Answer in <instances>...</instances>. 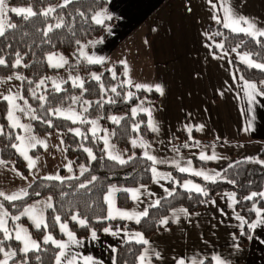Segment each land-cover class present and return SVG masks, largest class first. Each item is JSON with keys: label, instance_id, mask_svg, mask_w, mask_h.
I'll return each instance as SVG.
<instances>
[{"label": "crops", "instance_id": "obj_1", "mask_svg": "<svg viewBox=\"0 0 264 264\" xmlns=\"http://www.w3.org/2000/svg\"><path fill=\"white\" fill-rule=\"evenodd\" d=\"M107 2V7L100 13L111 17L112 22L106 27L103 39L94 38L89 41L87 48H79V58L86 63H89L88 57L100 60L102 61L100 64L105 68L120 65L127 87L137 89L136 85H143L146 87L140 89L151 88L155 91L158 85L163 89V94L155 91L158 94L157 100L144 99L134 107L136 112L145 114L151 141L141 135L130 140V145L139 148L141 155L146 157L147 153L156 158L155 164L150 160L156 173L152 171V179L146 185L110 186L103 197L106 206L105 219L119 220L125 224L136 223L137 216L141 219L144 217L142 215L144 211L157 205L156 201L169 196L172 190L167 187L169 176L165 168L179 171L180 168H190L191 170L185 173L208 181L213 179L205 180L203 176H196L193 173L203 172L215 179L219 172L236 158H256L264 166V95L258 94L264 93V78L258 82L244 80L236 75L232 62L259 71L261 70L249 67L241 57L247 56L253 63H264L254 61L243 52L214 53L207 42V27L217 24V19L223 25L224 6L230 7L236 17H244L254 23L257 30L264 31V0L226 2L107 0ZM63 3L64 0L57 1V4ZM259 38L264 40V37ZM52 54L58 60L62 53L47 54L45 57L47 66L55 71L66 70L67 64L59 68L49 65L47 58ZM62 56L67 60L65 55ZM15 76L22 77L20 74H13L0 78H16ZM245 82L256 85L254 99L251 102L246 95L249 90L244 88ZM51 88L55 89L53 86ZM146 110L151 111V116ZM31 111L29 122L34 117L32 108ZM60 111L57 116L63 118L71 116L64 110ZM149 120L158 131H152ZM26 128L28 131L19 127L14 129H18L19 137L25 138V150L27 155L35 160V166L30 169L28 160L17 151V148L16 151L29 169L30 176H22L10 163L0 159L2 162L0 192L5 195L25 192L34 178L59 176L61 180H68L74 176L71 161L65 154L62 134L58 131L34 134L31 132L30 123ZM189 129L195 131L198 139L211 143H198L188 146L184 151L175 149L172 134L177 131L189 132ZM31 137H35V140L29 142ZM215 140L222 143H212ZM133 141H136V146H133ZM33 144L35 146H32ZM16 145L21 146V141L17 140ZM103 145L108 158V153L111 152L124 160L121 148L111 141L107 147L104 142ZM201 154L215 155L216 159L201 160ZM194 159L204 166L196 165ZM78 171H82V168ZM188 180L193 183H186ZM182 184H195L201 187L198 182L189 178L183 179L179 185L190 191ZM133 191L137 192L135 199L132 196ZM110 192L111 206L106 200ZM119 194H125L127 206L118 204ZM235 203L234 193L225 191L215 194L193 212H188L181 206L173 207L162 218L168 223L160 224V228L146 238L135 229L103 228L95 236L91 233L83 238L72 232L75 237L73 242L61 231V224H66L65 222L58 223L61 238L57 239L51 234H45L44 237L51 235L57 242L67 245L64 250L66 257L62 264H67V259L72 256H76L77 264H84L86 257H92L93 264H114L116 245L125 242L138 243L137 233L149 241L147 245H143L139 253V264L141 255L147 257L145 264H178L180 260H183L184 264H193V261L199 264L205 259H210L212 264H216L214 260L216 256L226 264H264V224H258L255 229H250L245 244L239 245L238 239L245 224L241 226L237 217L244 220L245 218L235 208ZM48 204L52 205L51 198L43 197L25 208L35 207L38 214L42 213L45 222L46 212L51 208L47 207ZM110 207L112 215H109ZM23 210L17 216L36 228L28 216L21 215ZM257 210L260 211V216L256 215ZM253 211L252 223L264 220V206H253ZM2 212H5L3 208L0 209V213ZM118 212H127L132 214L133 218L121 217ZM5 219L8 228V216ZM17 228L26 229L31 239L37 242L31 236L28 227L20 222H17L12 230L14 238ZM67 229L70 231L68 226ZM17 242L20 252L23 253L22 242ZM60 251L57 249L54 264ZM157 253L159 259L156 258ZM13 257L8 258V262ZM5 258L4 256L0 259V264Z\"/></svg>", "mask_w": 264, "mask_h": 264}, {"label": "trees", "instance_id": "obj_2", "mask_svg": "<svg viewBox=\"0 0 264 264\" xmlns=\"http://www.w3.org/2000/svg\"><path fill=\"white\" fill-rule=\"evenodd\" d=\"M58 0H8L14 6L27 5L37 15L24 19L10 12L7 22L15 24V28H6L4 36H0V59L5 60V65H0V77L20 74L21 95L27 100L33 110L34 118L30 120L31 132L44 134L58 131L62 134L65 154L71 161L74 176L68 180H48L34 178L27 187L26 196L16 201H7L0 197V204L8 213V229L11 239H5L0 231V247L4 252H14V257L8 264H54L57 248L52 244H44V235L51 234L59 239L62 234L58 230V223L65 222L71 232L83 238L91 233L98 234L103 228H126L140 231L146 238L160 228L162 218L173 207H184L188 212H193L204 205L215 194L225 191L235 195V208L244 216L247 223L240 234L239 245L245 244L249 234V225L253 221V206L263 207L264 197L257 195L252 200L247 199L253 192H264V166L256 158H236L226 165L213 180L204 181L181 172L174 168H165L168 173L167 187L172 190V195L159 200V204L147 210L148 215L140 219L139 223L125 224L122 221L106 220V206L104 194L110 186H138L149 184L152 179L153 164L141 155L140 149L132 147L130 140L137 134L151 141V134L146 126L143 112L133 113V109L141 100L155 101L158 94L155 91L131 89L126 86L123 69L120 65L113 70L105 71L100 75V80H94L92 74L104 67L100 63H86L79 58V48L88 47L90 40L103 39L106 27L112 19H104L98 25L93 17L107 7V0H72L67 7H60ZM49 7L56 8L48 17L42 15ZM57 22L62 27L55 28ZM53 30L45 36L48 26ZM208 44L214 53L238 51L248 54L254 61L264 63V40L243 33H234L223 27L222 24L207 27ZM223 45V48L217 45ZM60 52L68 58V68L80 74L83 88L64 83L60 90L46 88L41 92L36 91L39 79L50 72H55L47 66L46 55ZM17 54L21 61L19 66H14ZM236 75L244 80L260 81L264 73L232 62ZM113 73L115 76H113ZM115 88L116 91H111ZM35 93V95H34ZM131 93V96H129ZM43 96L44 100L40 97ZM77 106L85 101L89 108L83 111V119L73 122L70 119L57 116V107H66L72 97H77ZM0 110L3 111L5 103L0 101ZM97 117L99 123L109 131L113 144L123 150L125 163L109 159L105 155L103 141L90 131L89 120ZM116 117L119 123H114ZM51 122V126H49ZM0 159L10 163L22 176H30V171L12 145L17 144L19 131L9 126L2 113H0ZM79 130L80 135L76 134ZM175 149L184 151L188 146L198 143L209 144L208 140L198 139L195 131H177L172 134ZM212 143H222L215 140ZM187 145V147H185ZM92 151L95 159H91L87 152ZM262 154V153H261ZM196 165L203 163L193 160ZM82 168L83 171H78ZM95 177V180H92ZM192 179L198 182L207 195L188 191L180 187L183 179ZM86 187H80L81 184ZM43 197L52 200V207L47 210L45 224L47 227L36 229L31 227L23 218L14 220L30 203ZM118 204L128 205L125 194H119ZM59 216L57 222L55 217ZM77 219L73 220L72 217ZM83 220L84 224L79 221ZM17 222L25 224L31 236L40 245L39 250L23 254L19 250L18 242L12 235V230ZM144 244L136 242L119 243L115 247L114 264H139L138 256ZM4 253L0 252V259ZM201 264V263H199ZM202 264H212L210 259H205Z\"/></svg>", "mask_w": 264, "mask_h": 264}, {"label": "snow or ice", "instance_id": "obj_3", "mask_svg": "<svg viewBox=\"0 0 264 264\" xmlns=\"http://www.w3.org/2000/svg\"><path fill=\"white\" fill-rule=\"evenodd\" d=\"M71 2H72V0H64V3L61 4L60 7H67V5L69 3H71ZM225 2H226V0H225ZM213 7H216V5H213ZM9 11L12 12V13H15L18 16H23L24 19H28L29 17L37 15V13L34 12L33 9L30 8V7L29 8H16V7H13L11 9H8L7 8V4H6V0H0V36H4L6 28H15L16 27L15 24L6 22ZM55 11H56V8L49 7L47 10L42 12V15L45 16V17H48L51 13H54ZM223 11H224V17H223V27L224 28L230 29L234 33H245L246 35H249V36H252V37H256V36L264 37V31L257 30L255 28L254 23L250 22L248 19H245L244 17H236L233 14V12H232L230 7L224 6ZM110 18L111 17L106 16L103 13H98V14H96L93 17V20L95 21L96 24L102 25L103 22H104V19H110ZM220 22L221 21L219 19H217V23H220ZM241 25H247V27H242ZM62 26H63L62 23L57 22L54 27L55 28H60ZM52 30H53V26L49 25L48 29L44 33V35L46 36L48 34V32H51ZM217 47L223 48V45L220 44V45H217ZM47 59H48L49 65L54 67V68L63 67L65 64L68 63V61L66 59H64L63 56L59 57V59L57 60L54 55H49ZM241 59H242V61L246 62L249 67H254V68L260 69L261 71H264V64L253 63L251 61V59H249L247 56L241 57ZM88 62L90 64L91 63H102V61L94 59L92 57H88ZM20 63H21V61L19 59V54H17V60H16L14 66H19ZM0 65H5V60L4 59H0ZM126 74H127V72H126ZM113 76H115L114 73H113ZM16 79H23V77L17 76ZM93 79L99 81L100 80V76L93 75ZM72 82H73V86H79V87L83 88V82L80 81L79 78L73 79ZM43 83H44V81L41 80L40 83L37 85V87H40L41 85H43ZM53 83H54V86H55L56 90L59 91L60 90V85L56 84L55 82H53ZM144 87H146V86L136 85L137 89L144 88ZM244 88L249 90V91L246 92V95L248 96V99L251 102L254 99L253 93L256 92V85L253 84V83L245 82ZM146 90L151 91L152 89L151 88H147ZM111 91L115 92L116 89L112 88ZM155 91L160 92L161 94H163V89L160 86H158V85L156 86ZM258 94L259 95H264V93H258ZM34 95H35V93H34ZM129 96H131V93H129ZM4 99L9 102V104L12 106V109H17L18 108V105H16V103H15V100L17 99V97H15V96H5ZM40 99L44 100V97L41 96ZM25 103H27V101H25ZM84 103L87 104L88 101H85ZM19 110L23 111V109H19ZM86 110L87 109H85V111ZM57 111H59V110L57 109ZM146 111H148V115L151 116V111L150 110H146ZM135 112H136V109H133V113L134 114H135ZM33 118L35 119V117H33ZM67 118L71 119L73 122H76V119H78V117L76 116L75 113H73L71 116H69ZM8 119L10 121H12V125L11 126L13 128H18L19 127V128H24L25 131H28V129L24 125H21L19 123V121L17 119H15L12 110H9V112H8ZM111 119H112V121L114 123H119V121L117 120L116 117H112ZM81 122H83V121H81ZM90 123L93 124V126H95L96 122L95 121H90ZM49 126H51V122H49ZM149 127L152 129V131H158V129L155 127V125L151 122V120H149ZM189 131H191V129H189ZM0 133H2V130H0ZM76 134L80 135L79 130L76 131ZM93 134H95V127H93ZM16 139L21 141V146L18 147L15 144L12 145V146L14 148H17V151H19L20 154L23 155L26 160H28V167L30 169L33 168L35 166V160H33L31 157H29L27 155V152H26L25 147H24L25 138L18 136V137H16ZM34 140H35V137L29 138V142L30 141H34ZM36 142L37 143H43L42 141H36ZM104 143L107 146L108 145V140L105 139ZM132 143H133V146H136V141H133ZM32 146H35V145L33 144ZM142 146H144V145H142ZM185 147H187V145H185ZM84 151L87 152L88 156L91 159H95V156L93 155V153H92V151L90 149L85 148ZM145 155H146L148 160H151L154 164L157 163V160H156L155 157L150 156L147 153H145ZM108 156H109V159L116 160L120 164L125 163V161L123 159H121L118 155H113L111 152L108 153ZM200 159L201 160L216 159V156L215 155L206 156L204 154H201L200 155ZM162 162L163 161H161V163ZM0 163H2V162H0ZM69 170H71L70 167H69ZM190 170H191L190 168H180L181 172H188ZM152 171H153L154 174L156 173V169L155 168H153ZM193 174L196 175V176H203L205 180L214 179L212 177H209L207 174H205L203 172H194ZM45 179H48V180H61V177H59V176H48V177H45ZM95 179H96L95 177H92V180H95ZM80 187L83 188V187H86V185L82 183L80 185ZM184 187L189 189L190 191L194 190L197 193H202L205 196L207 195V192H205L204 189H202L198 185L185 184ZM166 191H167V189H166ZM26 195H28V193L24 192V191H22L20 193H15V194H12V195H5L3 192H0V197H3L4 200H7V201H16V200L21 199L22 196H26ZM169 195H172V193L169 192ZM257 195H259L260 197H264V192H261V193L253 192L251 196L247 197V199L252 200ZM132 196H133L134 199L137 198V192L133 191L132 192ZM106 200L108 201L109 205L111 206L112 205L111 192L109 193V196L106 197ZM156 204L158 205L159 201H156ZM153 206H155V205H153ZM47 207H52V205L48 204ZM2 208H3V205H0V209H2ZM182 211H184V210H182ZM117 214L119 216L127 218V219H132L133 218L132 214H129L127 212H118ZM21 215L28 216L32 220V222L34 223L36 229H41L42 225L45 228L47 227V225L44 222V218H43L42 213L38 214L35 207L24 208L23 213ZM109 215H112L111 207H110ZM142 215L143 216H147L148 212L144 211L142 213ZM256 215L257 216L261 215L259 210L256 211ZM7 216H8V213L6 211L0 213V231H2L4 233L5 239H11L12 237H11V235L9 233V229L6 226L7 221H6L5 217H7ZM13 219L14 220H20V216H14ZM55 219H56L57 222L60 221V217L59 216H56ZM72 219L76 220L77 217L73 216ZM237 219L240 220L241 226H243L244 224L247 223V221H245L241 217H237ZM136 222L137 223L140 222L139 216L136 217ZM79 223L80 224H84V221L80 220ZM167 223H168L167 220H162L161 221V224H165L166 225ZM258 224H264V220H257L256 223L250 224L249 227L251 229H255ZM61 231L66 233V235L68 237V240L75 242V237H74V235H73V233L71 231H68L66 224H61ZM243 234L244 233L242 232L241 235H243ZM93 236H95V233H93ZM136 238H137V242L138 243H141V244H144V245H147L149 243V241L144 239L139 233L136 234ZM15 240L22 242V244H23L22 251L25 254H27L30 250H39V248H40V245L37 242H35V241H33L31 239V237L29 236L27 230L24 229V228H17V230L15 232ZM49 242H51L53 245H55V247L57 249L61 250L59 252V254L56 256V264H62V260L66 257V252L64 250L67 248V245L65 243H62V242H57L56 240L53 239V237L51 235L45 236L44 240H43L44 244H48ZM237 247H238V245H237ZM0 252H3L4 256L6 257L2 261V264H8V258H10V257L15 255L14 252H4L3 247H0ZM146 258L147 257L145 255H141L139 257L140 264H145ZM156 258L157 259L160 258L159 253L156 254ZM214 260H215L216 264H226V262L224 260H222L219 256L214 257ZM67 264H77L76 256H72L70 259H67ZM84 264H93V258L92 257H86L84 259ZM178 264H184V261L180 260L178 262ZM193 264H196V262L193 261ZM201 264H202V262H201Z\"/></svg>", "mask_w": 264, "mask_h": 264}, {"label": "rangeland", "instance_id": "obj_4", "mask_svg": "<svg viewBox=\"0 0 264 264\" xmlns=\"http://www.w3.org/2000/svg\"><path fill=\"white\" fill-rule=\"evenodd\" d=\"M6 4H7L8 9H11L13 7L29 8V6H27V5H21V6L10 5V4H8V0H6ZM9 13H10V11L8 12V14ZM7 18H8V16H7ZM6 22H7V20H6ZM52 55H54V54H52ZM60 55L62 56V54H60ZM67 61H68V58H67ZM110 69L113 70V67L112 68L103 67L98 72L92 74V76L89 75V77H93V75L100 76L103 72L109 71ZM15 77H17V76H15ZM75 78H79V80L81 81L80 74L78 72H76L75 70L68 68V66H67L66 70L61 69L60 71L50 72V73L46 74L45 76L41 77L39 79L37 85L40 83L41 80H43L44 83L40 87H37L36 91L41 92V90L46 89V88H51V86H53L55 88L53 82H55L56 84H59L60 87L65 82H69L71 85H73L72 81ZM6 79H10V80H6ZM21 82H22V79H18V83H16V78H0V101L3 100L5 103V108L3 109V111L0 110V113H2V116L4 117L6 123L9 126L12 125V121H10L8 119L9 110L13 111L15 119H17L21 125H24L25 127L29 126V117H31L32 111H31L29 103L28 102L25 103V101H27V100L21 95ZM55 90H56V88H55ZM5 96L17 97V99L15 100V103H16V105H18V108L12 109V106L9 104V102L4 99ZM78 99H79L78 96L72 97V100H71L69 105H67L66 107H57L56 108V114L58 112H61L60 110H64L66 113H69L71 115L73 113H75L76 116L78 117V119H76V122L81 121L83 119V111H85V109L89 108V102L87 104L81 103L79 106H77ZM0 106H1V104H0ZM19 109H23V111H20ZM57 109L59 111H57ZM90 121H95L96 122L95 126H93V124H91ZM89 123H90V127H91L90 128L91 132L93 133V127H95V135L98 136L103 142L105 141V139H107L108 144H109V142L111 141L110 138L108 139V137L110 136L109 131L107 130L106 127H103L99 123L98 118L94 117V118L90 119ZM21 129H24V128H21ZM0 130H1V127H0ZM138 136H140V135L137 134L136 138H139ZM133 139L134 138H132L131 140H133ZM186 183H193V182L191 180H188V182H186ZM182 185H185V184H182ZM1 198H3V197H1Z\"/></svg>", "mask_w": 264, "mask_h": 264}]
</instances>
